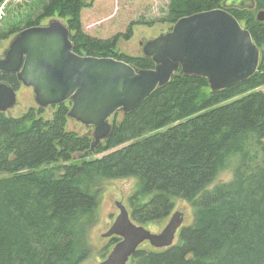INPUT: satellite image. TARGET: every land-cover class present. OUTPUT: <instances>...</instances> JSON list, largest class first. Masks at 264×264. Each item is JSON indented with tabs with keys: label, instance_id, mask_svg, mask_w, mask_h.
<instances>
[{
	"label": "trees",
	"instance_id": "obj_1",
	"mask_svg": "<svg viewBox=\"0 0 264 264\" xmlns=\"http://www.w3.org/2000/svg\"><path fill=\"white\" fill-rule=\"evenodd\" d=\"M223 1L169 0V20ZM254 2L253 11H228L261 50L251 79L204 97L206 80L176 75L136 111L112 117L110 137L83 160L73 156L90 150L92 132L68 130L69 102L54 107L51 118L39 108L20 117L0 114V264H86L98 205L93 186L129 178L136 181L127 200L133 222L161 223L179 201L193 213L174 246L140 248L130 264H264V22L256 19L264 0ZM83 7V0H49L24 28L56 15L69 27L76 54L154 67L143 55L118 54L117 36L86 34ZM22 29L0 32V40ZM0 81L16 91L21 86L14 74L0 72ZM96 155L102 157L89 159ZM229 169L230 181L209 188ZM118 241L112 237L109 245Z\"/></svg>",
	"mask_w": 264,
	"mask_h": 264
},
{
	"label": "water",
	"instance_id": "obj_2",
	"mask_svg": "<svg viewBox=\"0 0 264 264\" xmlns=\"http://www.w3.org/2000/svg\"><path fill=\"white\" fill-rule=\"evenodd\" d=\"M255 7L254 0H224L220 8L178 19L170 31L143 45L142 55L152 60V69L111 57L78 55L67 24L50 18L13 35L0 58V72L14 74L21 86L30 88L39 109L70 103L68 118L92 132L90 150L73 156L83 160L110 137L112 117L136 111L176 75L204 79L212 93L251 79L261 50L228 11ZM256 19L264 22V11H258ZM16 105L17 91L0 81V114ZM116 207L119 213L103 236L119 241L95 264H128L146 243L154 250L168 249L185 227L183 213L175 212L160 232L153 233L133 222L122 204Z\"/></svg>",
	"mask_w": 264,
	"mask_h": 264
},
{
	"label": "rangeland",
	"instance_id": "obj_3",
	"mask_svg": "<svg viewBox=\"0 0 264 264\" xmlns=\"http://www.w3.org/2000/svg\"><path fill=\"white\" fill-rule=\"evenodd\" d=\"M48 1L5 0L0 6V32H7L13 28H24L29 23H35L42 14L43 6ZM83 1L86 3V6L81 10V21L84 32L91 37L103 40L112 39L117 36L115 51L120 55L129 57L141 56L142 47L147 41L170 31L173 25L169 20V0ZM56 17L54 15L52 18ZM48 19L50 18L39 20L40 25L46 23ZM61 21L65 22L64 19H61ZM12 37L13 35L7 39L0 40V58L7 49ZM259 91L264 92V86L259 88ZM201 93L204 97H208L211 93L209 86L204 87ZM230 101L232 99L222 102L214 106V108L221 107ZM30 109H38L34 103V94L30 88L20 86L17 90V105L13 110L4 114L8 117H20L29 112ZM44 110L42 117L51 118L54 107H49ZM34 113H37V111H34ZM67 127L68 130H75L77 133H87V130H89L73 120L68 121ZM101 157L102 155H96L89 159H98ZM230 180L231 170L222 171L209 188L217 183L228 182ZM93 189L98 195V205L96 208V222L87 233L90 257L86 261V264H95L104 260L112 249L113 245H109L110 238H105L103 234L108 230L119 213L115 205L116 202H121L129 212L127 200L136 189V181L131 178L101 180L95 183ZM175 212L183 213V223L185 226L189 225L193 219L192 210H190L188 204L182 201L176 203L172 214ZM170 216L161 223H154L146 227L151 232L158 233L168 223ZM140 248L151 249L147 243L143 244ZM103 251H105V254L102 253Z\"/></svg>",
	"mask_w": 264,
	"mask_h": 264
},
{
	"label": "flooded vegetation",
	"instance_id": "obj_4",
	"mask_svg": "<svg viewBox=\"0 0 264 264\" xmlns=\"http://www.w3.org/2000/svg\"><path fill=\"white\" fill-rule=\"evenodd\" d=\"M116 203H117V202H116ZM116 203H115V205H116ZM118 203L122 204L121 202H118Z\"/></svg>",
	"mask_w": 264,
	"mask_h": 264
}]
</instances>
